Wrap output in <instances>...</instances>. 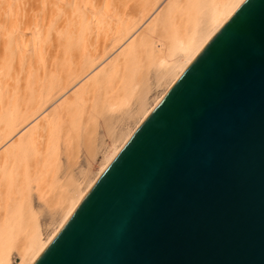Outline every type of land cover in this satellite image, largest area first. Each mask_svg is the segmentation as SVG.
Wrapping results in <instances>:
<instances>
[{
	"label": "water",
	"instance_id": "95a60500",
	"mask_svg": "<svg viewBox=\"0 0 264 264\" xmlns=\"http://www.w3.org/2000/svg\"><path fill=\"white\" fill-rule=\"evenodd\" d=\"M32 264H264V0H244Z\"/></svg>",
	"mask_w": 264,
	"mask_h": 264
},
{
	"label": "bare ground",
	"instance_id": "6f19581e",
	"mask_svg": "<svg viewBox=\"0 0 264 264\" xmlns=\"http://www.w3.org/2000/svg\"><path fill=\"white\" fill-rule=\"evenodd\" d=\"M160 1L0 0V145L10 141L0 152V182L19 168L36 167V146L39 141L44 136L59 132L66 114L75 115L74 109L84 101L85 94L106 85L114 73L120 72H115V69L121 66L116 68L121 58L149 49L152 38L149 31L169 24L166 17L161 16L163 11L178 10L184 6L183 0H170L156 18L140 29L142 19L153 7L156 10ZM243 1H190L193 9L189 11L192 15H189L184 28L180 25V34L171 35L168 41H161L156 51L148 53L156 62V84L161 85L173 76L170 88ZM117 45L121 47L118 54L103 64ZM74 85L77 86L72 91L69 87ZM69 89L71 92L67 93ZM131 91L136 97L137 108L143 110L147 100L146 84L140 82ZM65 92L68 95L65 94L63 98ZM165 93L143 111L134 129L104 160L79 196H76V186L61 190L57 198L61 205L60 217L44 241L41 242L34 231L23 233L19 264H32L39 257ZM58 97L63 99L55 101L57 104L54 105L52 102ZM50 104L54 106L49 108ZM28 155L32 157V163L28 161ZM0 264H10L8 255L0 254Z\"/></svg>",
	"mask_w": 264,
	"mask_h": 264
},
{
	"label": "rangeland",
	"instance_id": "374dc122",
	"mask_svg": "<svg viewBox=\"0 0 264 264\" xmlns=\"http://www.w3.org/2000/svg\"><path fill=\"white\" fill-rule=\"evenodd\" d=\"M169 1L161 0L156 10H153V7L142 19L140 29L156 18ZM190 1L196 2L185 0L184 3L183 0L184 6L178 10L163 11L161 16L166 17L169 24L165 23V27L149 31L152 35L149 49L145 48L127 58H121L122 60L117 62L118 66L116 65V68L120 65L121 68L115 69V72H120L114 73V77H111L106 85H100L93 89L92 93L85 94L86 98L76 106L77 109L72 108L71 113L75 110V115H71L75 119L66 114L67 118H64L59 132L44 136L39 141L36 146V167L25 170L19 168L12 172L14 177L9 173L10 176L5 179L8 182H0V254L8 255L10 264L20 262L19 249L23 233L34 231L42 242L56 227L61 206L57 198L61 190L76 186V196H79L92 181L104 160L134 129L143 111L149 109L156 98L169 88L173 76L157 85L154 77L156 62L148 53L156 51L161 41H168L173 35L180 34L181 26L184 28L186 20L192 15L193 7L191 8ZM117 47L118 45L114 48L116 52L111 50L112 54L109 53L103 64L118 54L121 47ZM140 82H144L147 87V100L143 110L137 108L136 97L131 91ZM77 85L69 88L73 91ZM67 93L62 95L63 98ZM61 97L52 103L56 105L55 101L60 102L63 99ZM51 104L49 108L54 106ZM6 143L10 141L0 145V152ZM31 158L28 155L27 159L32 163Z\"/></svg>",
	"mask_w": 264,
	"mask_h": 264
}]
</instances>
